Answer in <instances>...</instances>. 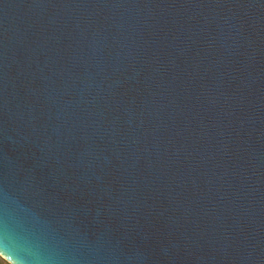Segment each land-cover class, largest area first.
Segmentation results:
<instances>
[{"label": "water", "instance_id": "water-1", "mask_svg": "<svg viewBox=\"0 0 264 264\" xmlns=\"http://www.w3.org/2000/svg\"><path fill=\"white\" fill-rule=\"evenodd\" d=\"M0 255L264 264V0H0Z\"/></svg>", "mask_w": 264, "mask_h": 264}, {"label": "crops", "instance_id": "crops-1", "mask_svg": "<svg viewBox=\"0 0 264 264\" xmlns=\"http://www.w3.org/2000/svg\"><path fill=\"white\" fill-rule=\"evenodd\" d=\"M0 264H10L7 260H5L1 255H0Z\"/></svg>", "mask_w": 264, "mask_h": 264}]
</instances>
